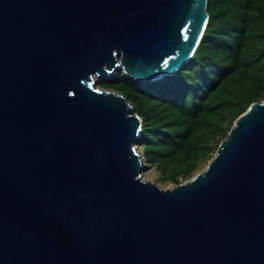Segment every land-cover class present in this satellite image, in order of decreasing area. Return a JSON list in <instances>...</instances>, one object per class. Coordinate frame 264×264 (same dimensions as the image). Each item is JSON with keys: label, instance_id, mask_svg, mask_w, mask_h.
I'll return each mask as SVG.
<instances>
[{"label": "water", "instance_id": "obj_1", "mask_svg": "<svg viewBox=\"0 0 264 264\" xmlns=\"http://www.w3.org/2000/svg\"><path fill=\"white\" fill-rule=\"evenodd\" d=\"M207 0H0V264H264V100L204 169L142 178L141 117L93 77L171 76Z\"/></svg>", "mask_w": 264, "mask_h": 264}, {"label": "trees", "instance_id": "obj_2", "mask_svg": "<svg viewBox=\"0 0 264 264\" xmlns=\"http://www.w3.org/2000/svg\"><path fill=\"white\" fill-rule=\"evenodd\" d=\"M207 13L196 50L176 73L138 82L118 71L99 83L131 103L142 119L141 152L176 185L264 100V0H207Z\"/></svg>", "mask_w": 264, "mask_h": 264}, {"label": "rangeland", "instance_id": "obj_3", "mask_svg": "<svg viewBox=\"0 0 264 264\" xmlns=\"http://www.w3.org/2000/svg\"><path fill=\"white\" fill-rule=\"evenodd\" d=\"M101 80L102 79H101L100 76H94L93 77V85H94V87H99V83L101 82ZM104 80H108V79H104ZM135 147H136V150L141 155L142 161L144 163L143 172L141 174V176H142V178L144 180L154 182L155 184H157L159 187H161L163 189L172 188L173 186L176 185L175 183H172L171 181L164 180V175H162L160 170L156 167L157 166L156 163L144 162V155L141 152L142 150H141V147H140L139 143L135 144ZM206 163L205 162L200 163L197 166L196 170L192 173V175L188 176L183 181L188 180L190 177L194 176L196 173L202 171L204 169Z\"/></svg>", "mask_w": 264, "mask_h": 264}, {"label": "clouds", "instance_id": "obj_4", "mask_svg": "<svg viewBox=\"0 0 264 264\" xmlns=\"http://www.w3.org/2000/svg\"><path fill=\"white\" fill-rule=\"evenodd\" d=\"M208 22V21H207ZM203 35V34H202ZM202 37V36H201ZM201 39V38H200ZM109 90V89H108ZM141 137V136H140ZM139 144H140V139H139ZM216 151V150H215ZM141 159H142V157H141ZM211 159V158H210ZM143 162V161H142ZM144 162H147L146 161V159H145V157H144ZM144 164V163H143Z\"/></svg>", "mask_w": 264, "mask_h": 264}]
</instances>
